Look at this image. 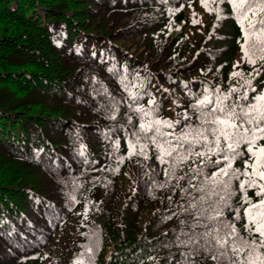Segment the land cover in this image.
Wrapping results in <instances>:
<instances>
[{
	"label": "trees",
	"instance_id": "16d2710c",
	"mask_svg": "<svg viewBox=\"0 0 264 264\" xmlns=\"http://www.w3.org/2000/svg\"><path fill=\"white\" fill-rule=\"evenodd\" d=\"M205 3L0 0V264H181L195 223L186 208L200 193L178 177L197 164L165 175L141 117L199 123L191 105L205 89L252 103L264 90L261 54L249 64L241 50L264 11L242 27L227 0ZM230 203L241 219L224 216L246 237L239 191Z\"/></svg>",
	"mask_w": 264,
	"mask_h": 264
},
{
	"label": "snow or ice",
	"instance_id": "6c2138e0",
	"mask_svg": "<svg viewBox=\"0 0 264 264\" xmlns=\"http://www.w3.org/2000/svg\"><path fill=\"white\" fill-rule=\"evenodd\" d=\"M227 2L232 4L236 20L242 27L243 19H249L248 12L255 16L256 11H264V4L259 0ZM201 3L207 7L205 0ZM254 4L257 7L254 8ZM192 22L198 23L195 19ZM244 39L245 44L241 45L243 59L255 64L253 54L259 52L261 55L257 58L264 60V17L258 21L249 19ZM236 66L239 67V63ZM254 72L259 75L261 69ZM232 75L242 77L243 73L234 72ZM244 83L256 92L251 87V79ZM204 91L203 98L197 96L196 103L191 105L199 123H194L192 116L187 114H178L175 121L152 119L147 123L143 122L142 116L140 123L143 139L157 149L156 159L160 164L169 165L165 175H175L181 165L197 164L195 168L189 167L191 175L186 173L178 177L200 193L190 200L186 208L195 223L192 224L193 231L186 234L187 240L182 242L191 250L181 254V264H206L209 260L214 264H264V255L260 252L264 249V145L259 143L264 141V90L251 98L255 103L250 102L246 94L233 99V94L238 91L235 88L223 95H209L207 89ZM218 92L219 89L216 90ZM150 103L154 108L160 106L155 101ZM135 111L143 112L144 116L150 115L141 108ZM181 119L185 123L178 129ZM133 135L140 138V133ZM134 147V144H129L130 151ZM146 147L141 144L139 153L145 158ZM238 158L244 164L243 170L233 167ZM205 169H211L210 174L205 173ZM193 176H205L206 179L196 186L191 184ZM234 181L239 182L238 189L233 187ZM250 189L255 190L258 198L255 202L247 195ZM181 190L187 192V189ZM237 191L241 193L246 237L224 216L225 209H230L235 213L234 220L241 219L240 208H232L230 203ZM196 228L204 230L197 232Z\"/></svg>",
	"mask_w": 264,
	"mask_h": 264
},
{
	"label": "rangeland",
	"instance_id": "374dc122",
	"mask_svg": "<svg viewBox=\"0 0 264 264\" xmlns=\"http://www.w3.org/2000/svg\"><path fill=\"white\" fill-rule=\"evenodd\" d=\"M197 13H198V10H195V11H194V14H196V15H197Z\"/></svg>",
	"mask_w": 264,
	"mask_h": 264
}]
</instances>
